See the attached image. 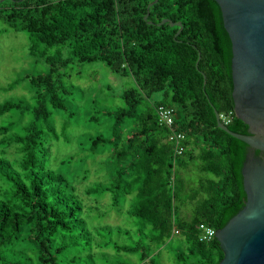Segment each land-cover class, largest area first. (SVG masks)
Returning a JSON list of instances; mask_svg holds the SVG:
<instances>
[{
  "label": "trees",
  "instance_id": "trees-1",
  "mask_svg": "<svg viewBox=\"0 0 264 264\" xmlns=\"http://www.w3.org/2000/svg\"><path fill=\"white\" fill-rule=\"evenodd\" d=\"M162 20L180 23L179 35ZM0 22L27 34L29 62L44 67L0 86L27 90L0 101V264H95L104 248L154 264L174 237L179 264H219L218 242L201 241L198 225L224 227L245 193L243 143L214 111L231 113V132L246 125L200 0H0ZM94 62L132 81L113 108L76 97L71 65ZM161 105L184 136L175 157ZM122 216L140 226L132 247L112 243L113 225L88 222Z\"/></svg>",
  "mask_w": 264,
  "mask_h": 264
},
{
  "label": "water",
  "instance_id": "water-1",
  "mask_svg": "<svg viewBox=\"0 0 264 264\" xmlns=\"http://www.w3.org/2000/svg\"><path fill=\"white\" fill-rule=\"evenodd\" d=\"M200 8L232 84L234 114L246 125L245 134L231 132L214 111L217 127L243 143L245 193L243 207L214 233L219 264H264V0H200ZM165 23L179 35L180 23L158 26Z\"/></svg>",
  "mask_w": 264,
  "mask_h": 264
},
{
  "label": "rangeland",
  "instance_id": "rangeland-1",
  "mask_svg": "<svg viewBox=\"0 0 264 264\" xmlns=\"http://www.w3.org/2000/svg\"><path fill=\"white\" fill-rule=\"evenodd\" d=\"M28 36L22 32H14L0 22V86H6L14 80H18L25 73H37L44 70V67L38 65L33 67L28 60ZM71 82L77 87L76 97H85L89 100L96 99L105 106L113 108L119 104V94L129 87L132 83L129 78H119L112 74L101 62L72 64ZM27 95L26 85L22 84L13 93H0V101L8 98L10 95ZM160 98V95L153 97ZM70 151L78 153L79 149L73 146ZM73 149V150H72ZM65 150L58 147L54 153H64ZM194 176V174H193ZM91 174L89 181L91 180ZM104 211V209H102ZM187 217L190 216L189 209H186ZM93 226H102L106 222L114 226L116 234L112 236V243L117 247H132L135 242L140 241L138 237V221L130 217H91L88 220ZM148 233L147 229L144 230ZM176 234L175 236H177ZM180 239L172 238L166 247L161 248L153 255L154 264H179L176 261L177 255H180ZM114 248V247H112ZM95 264H140L138 254L125 252L120 249L104 248L97 251L94 255Z\"/></svg>",
  "mask_w": 264,
  "mask_h": 264
},
{
  "label": "built area",
  "instance_id": "built-area-1",
  "mask_svg": "<svg viewBox=\"0 0 264 264\" xmlns=\"http://www.w3.org/2000/svg\"><path fill=\"white\" fill-rule=\"evenodd\" d=\"M157 115L159 125L165 126L167 129L173 132L172 124L173 118L175 116L173 109L166 108L161 105L157 108ZM219 118L221 123L227 126V124L231 121V113L226 115L220 114ZM168 140L174 143L173 156L175 157L176 155L181 154L183 150L182 142L184 140V136L181 133L173 132L172 136H170ZM198 230L200 234V240L205 242L210 241L212 238H214V233L216 231L205 224H199ZM173 234H178V231L175 228H173Z\"/></svg>",
  "mask_w": 264,
  "mask_h": 264
}]
</instances>
